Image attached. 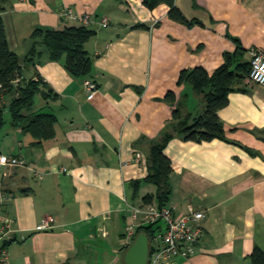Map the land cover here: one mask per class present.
I'll list each match as a JSON object with an SVG mask.
<instances>
[{"label":"crops","instance_id":"crops-1","mask_svg":"<svg viewBox=\"0 0 264 264\" xmlns=\"http://www.w3.org/2000/svg\"><path fill=\"white\" fill-rule=\"evenodd\" d=\"M175 4L186 20L172 17L166 2L153 8L142 0L4 2L7 40L21 59L35 27L80 23L63 18V6L90 12L88 26L95 29L86 43L92 69L85 76L71 74L47 53L34 63L21 61L23 76L39 74L58 93L40 95L35 106L58 120L55 135L41 144L13 127L11 142L0 146L28 163L5 166L0 176L11 197L5 205L14 228L9 264H125L130 205L146 203L147 194L158 204L157 185L145 181L153 141L166 126L172 130L204 110L193 85L178 82L181 70L201 65L211 73L238 42L248 60L252 47H264V0ZM104 16L106 25L100 23ZM86 77L98 83L91 96ZM241 85L219 109L226 138L197 141L175 131L165 147L173 167L168 204L178 214L190 206L205 213L195 253L165 264H251L253 249L264 250V85L249 76ZM32 167L44 176L36 177ZM50 215L52 226L41 229Z\"/></svg>","mask_w":264,"mask_h":264},{"label":"trees","instance_id":"trees-1","mask_svg":"<svg viewBox=\"0 0 264 264\" xmlns=\"http://www.w3.org/2000/svg\"><path fill=\"white\" fill-rule=\"evenodd\" d=\"M5 1L0 0V82L6 87L8 101L0 103V132L7 122L5 112L9 111L11 125L30 132L35 138L33 144H41L43 140L55 135L58 116L52 111L35 109L36 96L40 94L49 99L55 98L58 93L39 74L33 77L23 76L21 61L34 63L47 53L50 59L63 60L71 74L85 76L92 69V56L86 43L94 35L95 29L81 23L62 28L37 26L31 32L32 45L21 59L19 54L10 48L7 40L1 15ZM142 1L150 8L160 2H166L171 6L169 12L172 17L186 20L175 0ZM245 51L238 42L236 50L225 52L224 61L211 73L201 65L181 70L178 82L188 81L193 85L204 103V110L190 121L181 118L180 109L175 108L173 117L181 118L180 121L172 130L166 126L152 143L148 155L149 174L145 181L157 185L156 198L160 207L169 205L172 191L169 176L173 167L171 159L165 154V147L175 131L181 132L184 139L197 141L215 137L226 138L219 109L228 103L229 92L236 88L242 89L241 84L249 76L251 63L250 60L243 59ZM19 76H22L21 79L14 82ZM167 97H174L172 91H168ZM139 183L140 181H134V186L137 187ZM153 198L154 195L147 194L144 201L150 203ZM156 229L154 224H148L139 227L138 233L144 231L152 236ZM5 244L9 246V240ZM250 259L251 264H264V250L256 246L250 254Z\"/></svg>","mask_w":264,"mask_h":264},{"label":"built area","instance_id":"built-area-1","mask_svg":"<svg viewBox=\"0 0 264 264\" xmlns=\"http://www.w3.org/2000/svg\"><path fill=\"white\" fill-rule=\"evenodd\" d=\"M59 14L65 19H72L81 24L90 25L92 22L90 12H78L72 6H63ZM102 25L109 23V18L104 16L100 19ZM251 69L249 77L252 81L264 85V47L256 46L251 48ZM22 76L14 79L18 82ZM84 88L91 96L98 88V83L89 77L83 82ZM5 85L0 82V103H7ZM141 153L136 154L139 160ZM25 167L28 163L25 158L1 152L0 150V176L3 167ZM33 174L42 178L44 173L32 167ZM65 170V168H63ZM0 181V264H9V248L5 244L14 231L13 218L5 211V205L10 199ZM128 228L123 242L126 247L130 246L138 234V228L148 224H154V234L150 236L151 255L149 264H165L173 258L181 256L188 258L196 251V244L204 235L203 219L205 213L189 207L187 213L178 214L170 205L160 207L159 204L150 202L142 205H130ZM55 221L54 216H47L41 229H49Z\"/></svg>","mask_w":264,"mask_h":264},{"label":"water","instance_id":"water-1","mask_svg":"<svg viewBox=\"0 0 264 264\" xmlns=\"http://www.w3.org/2000/svg\"><path fill=\"white\" fill-rule=\"evenodd\" d=\"M151 255L150 236L141 231L124 253L125 264H149Z\"/></svg>","mask_w":264,"mask_h":264},{"label":"rangeland","instance_id":"rangeland-1","mask_svg":"<svg viewBox=\"0 0 264 264\" xmlns=\"http://www.w3.org/2000/svg\"><path fill=\"white\" fill-rule=\"evenodd\" d=\"M41 100L40 94L36 96V105ZM5 117L7 118V122L5 123L4 127L2 128L0 132V146H4V141L11 142L13 139V126L10 123V114L9 111L5 112Z\"/></svg>","mask_w":264,"mask_h":264}]
</instances>
